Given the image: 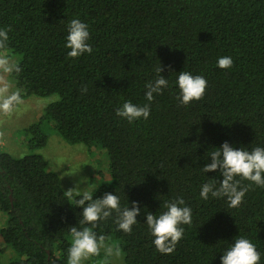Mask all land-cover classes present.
<instances>
[{"label":"trees","instance_id":"1","mask_svg":"<svg viewBox=\"0 0 264 264\" xmlns=\"http://www.w3.org/2000/svg\"><path fill=\"white\" fill-rule=\"evenodd\" d=\"M75 18L88 25L93 51L73 59L64 45ZM6 27L8 51L23 69L16 86L24 96L56 99L22 130L26 154L0 148V237L14 252L0 264H67L70 228L87 226L80 224L82 208L35 152L46 145L47 130L105 150L107 177L90 191L93 199L112 193L129 209L138 202L130 235L117 230L115 213L93 229L116 240L124 264H220L239 237L256 245L264 264V188L253 185L238 208L199 195L206 182L219 186V172L202 167L225 141L264 148V0H0ZM224 56L233 60L226 70L217 66ZM159 64L168 87L154 94L149 118L130 124L116 116L124 102L148 103L145 85ZM181 71L207 80L202 100L180 104ZM177 197L193 222L183 225L175 251L161 254L145 213L158 216Z\"/></svg>","mask_w":264,"mask_h":264},{"label":"clouds","instance_id":"2","mask_svg":"<svg viewBox=\"0 0 264 264\" xmlns=\"http://www.w3.org/2000/svg\"><path fill=\"white\" fill-rule=\"evenodd\" d=\"M11 27L0 28V115L11 116L24 104L22 90L14 88L10 79L18 77L23 71L20 60L14 58L8 51L9 32ZM90 39L89 27L80 19H72L67 25V36L65 48L70 49L67 55L76 59L87 53L91 54L93 49L88 43ZM233 65L231 57L224 56L217 60L220 69H229ZM162 67L155 69L157 78L145 85V99L148 103L143 106L133 104L130 101L124 102L122 107L116 110V116L126 120L128 123L144 119L150 116V104L154 94H162L163 89L168 87V80L161 75ZM179 89L178 99L182 106H187L194 101L204 98L207 88V80L200 75H193L190 72L181 71L176 80ZM82 92H87L84 87ZM2 135V133H0ZM211 162L202 167L203 173L219 172V186L211 180L204 183L200 189V197L208 200L213 198H226L229 208H238L245 197V194L252 189L253 185L264 188V148L255 147L251 151L243 148H234L225 141L219 148L209 154ZM239 177V179H237ZM248 181V184H242ZM68 200L76 207L82 208L81 225H87L78 229L70 228L72 237L71 246L67 252V264H85V261L101 254L104 250V258L99 264H110V257L119 256L120 249L116 244H107L104 235H97L93 230L102 220H107L115 213L117 230L125 234H131L137 216L141 214L138 202H132V206L121 207L120 198L112 193H105L102 198L93 199V193L81 192L73 187L64 192ZM79 197V199L77 198ZM161 214L154 215L146 212V224L150 235L154 238L152 243L157 252L161 254H172L176 245L184 236L183 225L192 224V209L185 206L182 197L165 201ZM261 259L256 245L249 239L239 237L221 255L220 264H259Z\"/></svg>","mask_w":264,"mask_h":264},{"label":"rangeland","instance_id":"3","mask_svg":"<svg viewBox=\"0 0 264 264\" xmlns=\"http://www.w3.org/2000/svg\"><path fill=\"white\" fill-rule=\"evenodd\" d=\"M18 58L17 55H12ZM14 88L15 76L10 78ZM24 104L19 106L11 116L0 115V148L14 157L23 156L28 152L25 141L26 137L22 130L33 122H36L44 113L43 108L56 99V96L37 97L33 95L24 96ZM48 138L46 145L35 152L42 154L47 162L49 170L55 172L61 182L62 188L67 191L77 187L83 193L92 191L104 183L106 179L105 165L107 156L105 150L99 146L86 147L83 144H69L63 141L51 130H47ZM5 224V214L0 212V227ZM107 244H116L114 238L105 241ZM119 247V246H118ZM120 249V248H119ZM14 256V252L6 245L0 237V260L7 261ZM104 258V250L98 257H93L85 264H99ZM110 264H124L123 254L120 250L119 256L110 257Z\"/></svg>","mask_w":264,"mask_h":264}]
</instances>
